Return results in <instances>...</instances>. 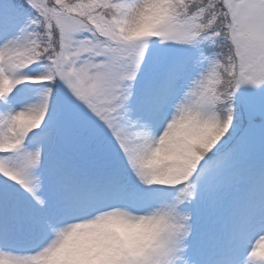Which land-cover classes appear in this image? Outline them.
I'll return each mask as SVG.
<instances>
[{
  "label": "snow or ice",
  "instance_id": "6c2138e0",
  "mask_svg": "<svg viewBox=\"0 0 264 264\" xmlns=\"http://www.w3.org/2000/svg\"><path fill=\"white\" fill-rule=\"evenodd\" d=\"M0 264H264V0H0Z\"/></svg>",
  "mask_w": 264,
  "mask_h": 264
}]
</instances>
